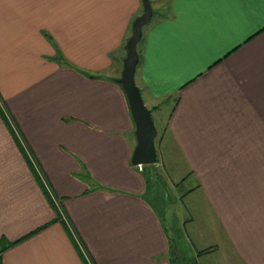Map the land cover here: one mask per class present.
<instances>
[{
  "label": "crops",
  "instance_id": "0c3cea01",
  "mask_svg": "<svg viewBox=\"0 0 264 264\" xmlns=\"http://www.w3.org/2000/svg\"><path fill=\"white\" fill-rule=\"evenodd\" d=\"M150 2L135 79L177 164L189 215L173 216L196 264H264V0ZM142 14V0H0V264H87L79 246L93 264H171L113 71Z\"/></svg>",
  "mask_w": 264,
  "mask_h": 264
},
{
  "label": "water",
  "instance_id": "95a60500",
  "mask_svg": "<svg viewBox=\"0 0 264 264\" xmlns=\"http://www.w3.org/2000/svg\"><path fill=\"white\" fill-rule=\"evenodd\" d=\"M142 2L143 14L133 23L132 36L126 45V57L121 78L116 81L121 85L126 95L135 123L137 145L132 155V164L134 166H148L157 162L155 145L157 129L152 117V111L146 107L135 79L139 64L138 44L143 37V28L151 22L153 17V8L150 0H142ZM176 259H178L177 255ZM176 264H179L178 261Z\"/></svg>",
  "mask_w": 264,
  "mask_h": 264
},
{
  "label": "rangeland",
  "instance_id": "374dc122",
  "mask_svg": "<svg viewBox=\"0 0 264 264\" xmlns=\"http://www.w3.org/2000/svg\"><path fill=\"white\" fill-rule=\"evenodd\" d=\"M113 71H116V73H114L116 77L121 78L123 67L113 66ZM154 124L157 129V137L155 140L157 162L153 165H148L145 171L147 176L150 178V183L152 185V189L147 194V198L151 201V203L155 206V209H157L159 213H163V211L166 209L167 231L169 232L171 238L177 240L178 243V246L176 245L174 249H171V255H169L170 258L174 259L175 251V256H178L177 261L179 264H196L195 259L192 258L194 256V245L192 244L187 231H185V229L183 228L182 221L174 218L173 216L174 213H180V215L184 214L187 217L189 215V212L186 208V203L180 204V202L175 199L177 191L173 187L174 185L172 183V180H175L174 172L177 168V164L173 161L172 158L168 159L167 156H165L164 158H162V156L160 157V155L158 156V149L160 147L159 142L161 140V136L163 135V128H161L160 124H156L155 122ZM139 171L143 173L144 168L142 171ZM42 181L45 182L44 179H42ZM186 188H188V184L182 189L185 190Z\"/></svg>",
  "mask_w": 264,
  "mask_h": 264
},
{
  "label": "trees",
  "instance_id": "16d2710c",
  "mask_svg": "<svg viewBox=\"0 0 264 264\" xmlns=\"http://www.w3.org/2000/svg\"><path fill=\"white\" fill-rule=\"evenodd\" d=\"M55 60L58 61V62H60V63L67 64L69 66V64L67 63V61H65V59L60 55V53H58V57ZM83 74L86 75L90 79H97L96 76L90 75V74H88L86 72H83ZM143 168H144L143 176H144V178L146 180V184H147V193L146 194H148L149 191L152 189V185L150 183V178L145 173L147 166H143ZM79 178L80 179H83V180H86L87 182H89V180H90V176L88 174L87 175L80 174L79 175ZM148 201L151 202L150 200H148ZM174 247H175V245L173 243L171 245V248L174 249ZM208 251H210V249H207L205 251H201L199 254H203V253H206ZM175 254H176V252L174 251V259L171 260V264H176V262H177V259H176Z\"/></svg>",
  "mask_w": 264,
  "mask_h": 264
},
{
  "label": "built area",
  "instance_id": "2783aa9c",
  "mask_svg": "<svg viewBox=\"0 0 264 264\" xmlns=\"http://www.w3.org/2000/svg\"><path fill=\"white\" fill-rule=\"evenodd\" d=\"M137 168L142 171L143 170V165H139V166H137ZM45 187H46L47 191L49 192V195L52 197L56 208L60 211V213H62V210L60 208V205H59L58 201L53 197V195L51 194V191H50V189H49V187H48V185L46 183H45ZM64 220H65V218H64ZM65 223H68L67 220H65ZM79 248H80L81 252L83 253V256L85 257L87 264H92L91 261L89 260V258L87 257V254L84 251V249L81 246H79Z\"/></svg>",
  "mask_w": 264,
  "mask_h": 264
}]
</instances>
